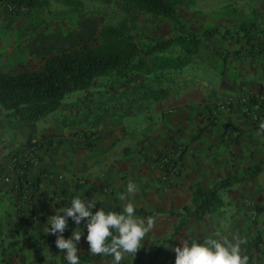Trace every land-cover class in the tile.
I'll list each match as a JSON object with an SVG mask.
<instances>
[{"label":"crops","instance_id":"crops-1","mask_svg":"<svg viewBox=\"0 0 264 264\" xmlns=\"http://www.w3.org/2000/svg\"><path fill=\"white\" fill-rule=\"evenodd\" d=\"M230 70L227 74L214 72L211 79L202 80V85L187 89L162 87L159 90L163 91L157 96L149 93L133 111L126 113L133 115V120L137 117L134 125L130 123L123 130H115L110 139H106L107 133H98L92 141L90 148L98 142L95 144L97 158H92V175L84 192L72 180L63 187L62 193H66L68 199L72 198L71 194L80 198L86 195L88 200L101 201L109 209H123L125 203L131 202L137 209L160 210L153 215L155 227L142 242L141 249L151 250L159 239L168 238V241L158 257H147L151 264H175L173 249L182 247L181 240L203 243L209 237L217 238V232L243 241L242 255L249 257L248 264H264V172L227 187L221 193L222 203L214 210L202 218H188L178 231H173L181 221L176 209L191 204L196 183L211 187L227 176L241 174L253 161L264 168V133L259 132L264 115L261 121L255 122L237 108L213 119L211 109L215 100L224 94L264 87V52L258 53L250 63L242 64L236 73H233L235 69ZM0 111V171L8 161L15 159L11 158L13 151L24 148L29 136L38 133L52 139L51 144L38 148L40 160L59 142L65 143L62 129L67 123L64 120L57 123L61 131L54 132L45 127L49 117L37 122H17L3 118ZM226 125L233 127V134L227 140L222 133ZM100 128L102 130V124ZM181 144L187 146L188 156L180 161L179 174L162 179L158 157L163 150L175 151ZM110 147H114V151ZM44 163L32 164L30 174L41 175L40 170L47 161ZM4 176L0 174V264H56L54 252L57 251L48 243L49 234L44 233L51 225L40 223L32 215L33 204H39L44 196L36 195L33 204L19 201L12 189L13 180L5 182ZM129 181L136 185V192L121 201L119 195L126 193ZM55 186L54 181L41 177L37 191L47 193ZM172 210L174 212L170 213ZM54 213L49 211L47 218ZM122 263L139 264L130 256Z\"/></svg>","mask_w":264,"mask_h":264},{"label":"rangeland","instance_id":"rangeland-1","mask_svg":"<svg viewBox=\"0 0 264 264\" xmlns=\"http://www.w3.org/2000/svg\"><path fill=\"white\" fill-rule=\"evenodd\" d=\"M176 1H178L179 9L173 19L140 14L135 21L137 28L133 30V33L138 34L136 40L148 41L152 36L167 37L182 31L189 37H204L198 52L193 56L192 61L182 68L159 70L155 73L141 75L137 86L128 83L112 91L100 86L88 92L72 94L66 99L64 107L48 116L49 120L45 123V127L53 129L54 132L61 131L57 127V123L60 121L64 120L70 124L62 129L63 132L65 131L62 134L65 137V143L58 141L57 147L51 148V152L47 153L46 158H41V160L38 149L36 151L37 161L35 163L43 162L45 164V160L47 161L46 166L40 170L41 175L39 176L54 181L56 186L55 189L46 193L48 196L40 199L39 204H33L31 201L33 204L32 215L35 220L39 219L40 223H47L49 211L54 213L61 208L70 207L71 199L74 197L72 194V198L66 199L64 204H60L63 187L68 181H74L82 193L86 189L87 180L92 175L90 170L92 158L93 160L97 158L95 151L98 148L95 147V144L98 142H94L93 148L89 149L87 142L82 140L81 132L88 129L89 122H94L97 116L106 115L93 131L97 134L105 132L107 133L106 139H110L115 130H123L125 125L129 127L130 123L135 124L134 121L137 120V117L133 120V115H126V113L133 111L132 108L139 105V100L132 105L127 103L137 99L147 89L159 90L162 87L187 89L198 84L202 85V80L211 79L214 72L227 74L233 68L235 69L233 73H236L242 64L250 63L252 58L258 56V53L264 52V0ZM7 4L0 0V71H6L26 63L37 64L64 48H73L87 40L93 41L98 32L106 27L117 26L121 23L132 24V11L118 0H41L38 5L32 8L24 6L15 11L8 10ZM250 25H256L260 31L249 30L244 34L243 32L237 35L231 34L239 30L241 26L249 27ZM208 30H218L219 33L205 36ZM256 89L259 88L249 90ZM237 108L247 116L239 106L234 109ZM137 109L138 107L135 110ZM247 117L254 121L251 117ZM101 124L102 130H99ZM227 126L232 128V132L226 137L222 131L225 140L233 134V127L231 125L225 127ZM32 137L41 142L44 134L37 133ZM56 139L59 140L57 137ZM110 148L114 151V147ZM92 149H94L93 152ZM175 149V151L163 150L161 152L160 156H170L177 161L176 173L168 178L162 176L164 180L179 174L180 161L188 156L186 154L188 148L184 144ZM23 150L24 148L21 147L16 148L11 158L24 157L25 151ZM177 150L180 153H176ZM10 161L3 168L1 167V171L8 176L12 174L6 182L13 180L14 185L17 174L9 166ZM113 161H116V158ZM59 164L62 166L60 167ZM30 176L32 175L30 174ZM193 192L192 190L191 204L185 205L190 209L194 207ZM36 195L42 196L37 190L33 198ZM48 197H52V199L48 200ZM81 199L88 200L86 195H83ZM96 202L97 204L92 209L93 213L99 208H106L101 201ZM185 206L176 209V213H182ZM255 215V211H252V216ZM77 227L82 231L81 240L77 243L78 255L89 254L85 221H81V224L77 226L71 218H68V226L63 236L65 239L70 238L73 230ZM52 236L48 235V243L54 251H57L54 252L56 253V264H62L65 254L56 247V236ZM110 259L111 257H102L98 264H108ZM80 264L89 263L82 262Z\"/></svg>","mask_w":264,"mask_h":264},{"label":"trees","instance_id":"trees-1","mask_svg":"<svg viewBox=\"0 0 264 264\" xmlns=\"http://www.w3.org/2000/svg\"><path fill=\"white\" fill-rule=\"evenodd\" d=\"M11 4L15 9L20 7H34L41 0H1ZM128 7L132 13V24L121 23L117 26L106 27L100 30L93 41L80 42L73 48H64L60 52L49 55L37 64L26 63L15 68L0 71V110L3 118L17 122H37L57 112L65 106L66 99L72 94L88 92L100 86L108 91L119 88L128 83L137 86L139 77L166 69H179L189 64L198 52L204 37H189L178 31L167 37H150L148 41L136 40L137 28L135 21L140 14L154 15L173 19L178 13L176 0H118ZM249 30L260 31L256 25L241 26L239 30L231 33L240 34ZM264 32V31H263ZM219 33L218 30H208L205 36ZM144 88V87H143ZM264 88V87H263ZM145 89V88H144ZM133 90V89H132ZM163 90L147 89L137 99L128 102V105L140 101L151 93L157 96ZM102 114V113H101ZM106 115H100L94 122H89L88 129L82 130L83 142L88 148L92 139H96L97 132L93 131ZM70 123H67L68 125ZM78 134V133H77ZM31 136L25 142L24 150L31 147ZM52 139L45 137L37 142L35 148L43 144H51ZM82 142V143H83ZM79 144V143H78ZM17 177L12 189L19 201L31 202L37 190L40 176H30L31 165L20 158L11 160ZM5 168V167H4ZM5 172V170H3ZM264 172V168L257 161L245 169L241 174L227 176L211 187L195 185L193 192L194 207L185 206L180 213L181 221L174 227L178 231L190 217L202 218L204 214L214 210L222 203L221 193L236 183L257 177ZM0 174H3L0 171ZM4 175V174H3ZM30 189V190H29ZM41 195L48 196L41 192ZM52 199V197H48ZM60 204H64L68 195L63 193ZM107 211L121 212V208ZM160 210L147 211L136 208L135 214L153 216ZM173 213V212H170ZM52 237H55L53 235ZM167 239H159L151 250H142L136 254L139 264H151L147 257H158ZM80 263L98 264L103 256L82 253ZM62 264H68L63 258Z\"/></svg>","mask_w":264,"mask_h":264},{"label":"clouds","instance_id":"clouds-1","mask_svg":"<svg viewBox=\"0 0 264 264\" xmlns=\"http://www.w3.org/2000/svg\"><path fill=\"white\" fill-rule=\"evenodd\" d=\"M259 132L264 133V122L259 125ZM136 192V185L129 181L126 193H121L119 199L127 200ZM95 200H82L79 196L71 199L70 207L61 208L56 214L48 218L47 224L51 227L44 229V233L55 235V245L64 253L68 264H80L77 243L81 240L82 231L79 227L73 230L72 236L65 239L63 233L71 218L77 226L85 221L87 229L86 241L89 245V254L111 257L108 264H121L126 257H136L142 247V242L155 227V218L146 219L135 216V205L125 203L121 212L105 211L103 208L93 213ZM63 213V215H61ZM215 237L205 239L203 243L181 240L182 247L173 249L175 264H248L249 257L242 255L238 237L229 239L221 233Z\"/></svg>","mask_w":264,"mask_h":264},{"label":"built area","instance_id":"built-area-1","mask_svg":"<svg viewBox=\"0 0 264 264\" xmlns=\"http://www.w3.org/2000/svg\"><path fill=\"white\" fill-rule=\"evenodd\" d=\"M7 8L10 11H15V7L11 4H7ZM22 9V7L20 8ZM236 106H239L244 114L251 117L254 121L258 122L262 119L264 113V88L241 91L235 94L224 95L221 99L216 101L211 105L212 109V118L216 119L220 113H228L233 110ZM232 132L230 126L225 127L223 133L227 137ZM38 140L35 137L31 138V147L29 150L25 151L24 157L20 158L23 162L34 164L37 161L35 145ZM180 153V151H176ZM158 167L162 172L164 178H168L177 171V161L170 156H159ZM13 169V167H12ZM9 177L5 175L3 180L8 181Z\"/></svg>","mask_w":264,"mask_h":264}]
</instances>
